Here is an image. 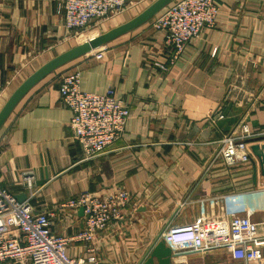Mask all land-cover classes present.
<instances>
[{"label":"crops","instance_id":"crops-1","mask_svg":"<svg viewBox=\"0 0 264 264\" xmlns=\"http://www.w3.org/2000/svg\"><path fill=\"white\" fill-rule=\"evenodd\" d=\"M62 2L0 0V107L27 75L78 43L64 29ZM215 2L220 11L213 26L191 38L172 64L164 31L151 26L152 17L108 42L101 58L79 56L47 74L0 127V187L47 213L52 233L71 237L82 230L79 207L62 204L82 191L105 197L119 187L130 194L122 218L93 242L70 239V256L142 264L156 240L172 246L168 240L179 229L247 208L264 237V174L257 159L252 154V161L228 166L216 155L221 136L240 123L264 136V0ZM138 5L106 17L102 31L145 7L135 12ZM73 69L83 90L111 87L130 110L125 132L88 161L57 91L61 76ZM173 254L172 264H242L226 248Z\"/></svg>","mask_w":264,"mask_h":264},{"label":"built area","instance_id":"built-area-1","mask_svg":"<svg viewBox=\"0 0 264 264\" xmlns=\"http://www.w3.org/2000/svg\"><path fill=\"white\" fill-rule=\"evenodd\" d=\"M143 0H63V26L74 33L93 20L104 19L122 12L129 3ZM220 11L215 0H174L151 19V26L164 31V43L170 52L167 64H172L184 51L191 38L200 35L204 28L213 26ZM76 35V34H75ZM106 44L84 56L101 58ZM161 70L167 65L155 62ZM57 91L63 105L71 111L69 126L82 150V160L97 158L106 147L119 138L126 129L130 110L124 99L113 88L103 93L85 91L80 86V71L73 69L60 78ZM254 137L246 123H240L219 139L216 153L228 165L251 161L248 138ZM25 188L31 190L27 178ZM130 194L117 188L112 194L100 197L88 191L62 203L73 209L83 208L84 226L71 237L56 235L50 229L45 212H34L29 198L18 200L16 195L0 187V261L11 260L15 264H86L96 263V257L87 259L72 257L67 244L72 240L91 243L107 226L122 218V210ZM253 209L243 214L232 213L227 219L198 222L179 229L168 241L177 254L186 250L210 251L226 248L232 259L242 264H264V237L259 238L257 224L250 218ZM165 234V233H164ZM169 236V233L166 234ZM165 243L166 238H163ZM186 247V248H181ZM215 264H231L219 261Z\"/></svg>","mask_w":264,"mask_h":264},{"label":"water","instance_id":"water-1","mask_svg":"<svg viewBox=\"0 0 264 264\" xmlns=\"http://www.w3.org/2000/svg\"><path fill=\"white\" fill-rule=\"evenodd\" d=\"M174 0H152L142 10L136 13L131 18L124 22L117 24L105 31H101L85 40L78 42L76 45L68 48L67 50L55 55L40 65L29 75H27L9 94L2 106L0 107V127L11 113L16 104L24 96V94L38 81L45 77L50 72L54 71L63 64L79 57L84 56L93 49H96L108 42L114 40L122 34H125L134 28L142 25L143 23L154 17L159 11ZM264 140L263 135L254 136L246 140L250 145V150L253 156L257 159L258 167L264 174ZM252 161V158H251ZM254 174L256 168H253ZM24 194L16 195L18 200L24 199ZM79 212L83 214V208L79 207ZM172 253L170 247L165 243L163 238L155 241L149 249L148 256L142 264H172Z\"/></svg>","mask_w":264,"mask_h":264},{"label":"rangeland","instance_id":"rangeland-1","mask_svg":"<svg viewBox=\"0 0 264 264\" xmlns=\"http://www.w3.org/2000/svg\"><path fill=\"white\" fill-rule=\"evenodd\" d=\"M150 1H152V0H143L141 2H138L137 4H139V5L136 7L135 12L137 10H139L140 8H143L144 6H146ZM129 4H131V3H129ZM129 4L127 6H129ZM113 14H115V13H113ZM103 20H105V18L99 19V20H93V21L89 22L85 27H83V28L79 29L77 32H75V34H76L75 37H77V42H81V41L85 40L86 38L90 37L91 35L99 33L100 31L107 28V26L109 24H107Z\"/></svg>","mask_w":264,"mask_h":264}]
</instances>
